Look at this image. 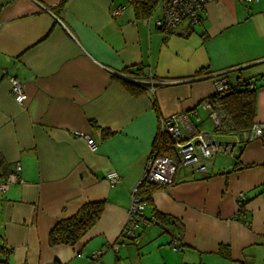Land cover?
<instances>
[{"label": "crops", "instance_id": "obj_1", "mask_svg": "<svg viewBox=\"0 0 264 264\" xmlns=\"http://www.w3.org/2000/svg\"><path fill=\"white\" fill-rule=\"evenodd\" d=\"M60 1L0 0V183L20 166L15 183L0 189L8 264H264V139L243 132L219 136L239 141L235 158L216 156L208 173L179 169L145 206L155 223L132 240L121 236L159 118L195 109L211 129L199 107L214 95L209 75L253 82L254 124H264V0L208 2L198 24L184 20L168 35L155 23L157 3L143 15L129 0H65L58 9ZM134 65L154 91L134 96L116 79ZM12 75L25 84L23 106L10 95ZM99 200L104 211L84 238L49 245L58 220Z\"/></svg>", "mask_w": 264, "mask_h": 264}, {"label": "built area", "instance_id": "obj_2", "mask_svg": "<svg viewBox=\"0 0 264 264\" xmlns=\"http://www.w3.org/2000/svg\"><path fill=\"white\" fill-rule=\"evenodd\" d=\"M218 0H157L160 6L161 15L155 20L156 25L166 34H170L184 20L190 24H198L204 13L208 2ZM244 2L255 3L258 0H242ZM40 7H43L37 2ZM125 5H119L112 9V15H118L124 9ZM214 88V94H224L229 90H236L238 84L232 82L227 72H218L209 75ZM149 85L151 91H154L156 82L150 79L143 81ZM10 95L19 105H24L27 94L25 92L24 82L17 76L9 77ZM253 82L248 84V88H254ZM199 107L203 110L211 123V129L201 128V119L197 110L191 112L180 111L159 118V134H167L171 138L173 154H152L148 160L145 171L134 186L130 194V204L127 211V219L122 228L121 236L125 240H131L136 237L137 231L141 227H146L155 223L154 218L145 215V203L138 196L139 185L145 181L156 185H170L175 180L176 172L183 169L190 173H208L211 168V161L216 156H226L235 158L240 150V143L230 142L220 139V135L235 132L234 125L228 114L222 108L221 104L213 101L210 97L204 98ZM76 135L82 136L91 150L97 149L96 142L84 133L76 132ZM246 140L264 139V124L255 123L252 127L242 133ZM20 170L19 164L14 166V171L1 181L0 189L6 190L17 180V173ZM110 184H115L120 177L117 172L109 173L107 176ZM245 198L238 194L237 203L241 211L244 206ZM110 247L114 250L117 245ZM171 247L177 248V242H173ZM102 254L101 250L94 251L91 259L96 260Z\"/></svg>", "mask_w": 264, "mask_h": 264}, {"label": "trees", "instance_id": "obj_3", "mask_svg": "<svg viewBox=\"0 0 264 264\" xmlns=\"http://www.w3.org/2000/svg\"><path fill=\"white\" fill-rule=\"evenodd\" d=\"M65 0H61L58 9L62 7ZM136 8H139L143 15L151 12L157 0H129ZM146 17V16H145ZM202 19V18H201ZM125 77H116L123 88L131 95H138L148 90L149 85L144 83L148 74L143 65L128 66L123 69ZM238 84L236 90H229L224 94H214L210 98L221 104L232 121L235 131L244 132L249 130L254 124L256 114L255 89L248 88V81H235ZM154 106L155 102H154ZM152 153L156 155L173 154L172 141L167 134H158L152 144ZM3 162L0 159V167ZM161 185H156L143 181L138 188L140 200L149 205L152 194ZM105 202L102 200L86 202L70 217L58 220L48 235L50 246L74 245L86 236L92 226L99 220L104 211ZM157 219H161L155 213ZM155 219V218H154ZM134 239V238H133ZM132 240V239H131ZM8 251L0 242V264H8Z\"/></svg>", "mask_w": 264, "mask_h": 264}]
</instances>
